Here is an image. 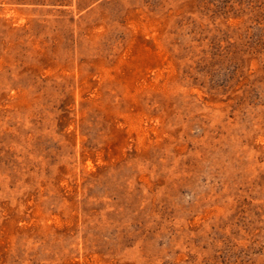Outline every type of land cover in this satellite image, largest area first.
<instances>
[{
  "label": "rangeland",
  "instance_id": "obj_1",
  "mask_svg": "<svg viewBox=\"0 0 264 264\" xmlns=\"http://www.w3.org/2000/svg\"><path fill=\"white\" fill-rule=\"evenodd\" d=\"M0 264H264V0H0Z\"/></svg>",
  "mask_w": 264,
  "mask_h": 264
}]
</instances>
